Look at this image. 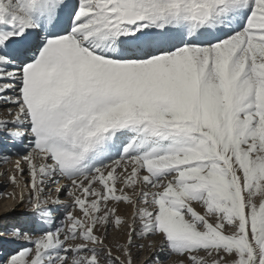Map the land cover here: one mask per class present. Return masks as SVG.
I'll return each mask as SVG.
<instances>
[{
  "label": "snow or ice",
  "instance_id": "1",
  "mask_svg": "<svg viewBox=\"0 0 264 264\" xmlns=\"http://www.w3.org/2000/svg\"><path fill=\"white\" fill-rule=\"evenodd\" d=\"M0 112V264H264V0H0Z\"/></svg>",
  "mask_w": 264,
  "mask_h": 264
},
{
  "label": "rangeland",
  "instance_id": "2",
  "mask_svg": "<svg viewBox=\"0 0 264 264\" xmlns=\"http://www.w3.org/2000/svg\"><path fill=\"white\" fill-rule=\"evenodd\" d=\"M5 113L0 112V117H3ZM23 167H27L26 164L22 163ZM15 167V161L12 159L9 162L6 163H0V174L2 173H11L14 170ZM27 179V177H25ZM65 183V181H63ZM21 189L16 188L14 185H11L8 182V178L5 175H0V192L10 194L15 192L16 196H19ZM24 193L26 192L28 194V189L25 187L23 188ZM17 198H9L5 199L3 197H0V214H3V217L6 221H13L19 218L20 213L24 212L27 205H22L19 208L21 209V212H16L14 214H8V211H11L12 208H14L18 203ZM132 209L129 207H126L125 205H121V214L131 216ZM126 231V230H125ZM126 239L124 231H117L116 229L111 230V234L109 237V243L115 245L117 242H123ZM162 238L159 236H150L148 238H145L143 240H138V244H143L144 248L143 250H139L134 248L132 250L133 257L135 264H151L153 258L155 255L159 254L162 264H176V261L179 259V257L173 255L171 259L165 258V252L167 249L164 250V252L159 251L161 246ZM151 245V246H150ZM19 247V245H13L9 243H5L2 248V254L7 255L8 252L13 251L15 248Z\"/></svg>",
  "mask_w": 264,
  "mask_h": 264
},
{
  "label": "bare ground",
  "instance_id": "3",
  "mask_svg": "<svg viewBox=\"0 0 264 264\" xmlns=\"http://www.w3.org/2000/svg\"><path fill=\"white\" fill-rule=\"evenodd\" d=\"M7 115V113H5L3 116H6ZM12 159L16 162V160L17 159H20V157L19 156H13L12 157ZM12 159H11V161H12ZM23 163V162H22ZM61 183H63V181H61ZM25 194V196H27V193L25 192L24 193ZM19 203V202H18ZM17 203V204H18ZM14 208H16V210H15V212H13V208H12V210L11 211H8V214H14V213H16V212H21V209L19 208V207H14ZM0 217H3V214H0Z\"/></svg>",
  "mask_w": 264,
  "mask_h": 264
}]
</instances>
